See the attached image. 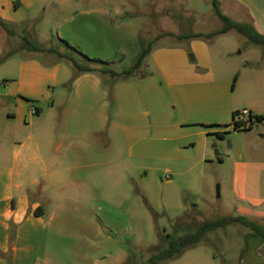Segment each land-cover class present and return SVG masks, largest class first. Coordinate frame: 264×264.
<instances>
[{
    "label": "rangeland",
    "instance_id": "1",
    "mask_svg": "<svg viewBox=\"0 0 264 264\" xmlns=\"http://www.w3.org/2000/svg\"><path fill=\"white\" fill-rule=\"evenodd\" d=\"M17 1L0 0L10 19L7 31L0 26V54L10 53L0 61V146L38 148L46 161L31 190L46 216L44 264H141L169 238L222 216L264 227V120L222 139L202 132L157 72L193 65L209 81L227 78L216 96L195 100L256 104L264 116V69L254 70L264 68V47L235 30L205 37L222 25L212 0ZM24 39L54 52L21 48ZM148 45L130 76L78 74L65 58L121 72ZM29 59L46 69L24 72ZM248 231L237 222L216 228L157 264H240L255 243Z\"/></svg>",
    "mask_w": 264,
    "mask_h": 264
},
{
    "label": "crops",
    "instance_id": "2",
    "mask_svg": "<svg viewBox=\"0 0 264 264\" xmlns=\"http://www.w3.org/2000/svg\"><path fill=\"white\" fill-rule=\"evenodd\" d=\"M222 1L228 11L232 13L231 15L236 17V21L249 22L258 32L264 33V0ZM16 2L19 3L17 0ZM0 8L3 10L4 7L0 6ZM0 17L7 21L10 20L2 14ZM191 48L190 57H197V51L193 47ZM182 54L184 55V53ZM21 68L24 69V72L27 69L30 71L46 69L32 59L22 62ZM262 69L264 68L260 66L254 68L256 71ZM157 72L161 78L164 77L168 80L167 85L172 90L181 91L179 95L184 98L181 105L184 107L182 111L186 112L185 121L187 123H200L202 121V124H196L205 129L202 132L210 130L214 134L222 130L232 129V113L238 110L237 107L229 105L222 107L223 104L217 106L208 100H201V98L195 100L197 95L199 97L204 95L216 96L217 92L222 89V85L227 82V78L209 81V77H205L207 72L199 74L193 65H188L185 68H174V72L168 71L160 65ZM197 90H201V92L199 93ZM23 104L22 101L16 104V112L13 118L19 120L24 117L25 107ZM257 106L255 104L243 108L248 109L253 114H260ZM205 109L211 111L204 114L198 112V110ZM225 113H231V121L223 124L220 121ZM21 146L11 150L0 146V264H8L7 258L10 248L12 264H44L48 237V230L44 221L46 216L40 200L32 194L31 190L38 184L36 171L45 173L46 161L38 148L28 155ZM36 164H39L38 169L34 168ZM255 164L257 165V163ZM37 207L40 209L38 214H35ZM248 239L255 240V243L242 254L243 260L240 264H264V238L252 234L249 236L248 234Z\"/></svg>",
    "mask_w": 264,
    "mask_h": 264
},
{
    "label": "trees",
    "instance_id": "3",
    "mask_svg": "<svg viewBox=\"0 0 264 264\" xmlns=\"http://www.w3.org/2000/svg\"><path fill=\"white\" fill-rule=\"evenodd\" d=\"M18 3L16 2L15 5ZM212 5L215 13L219 17L220 21L222 22V25L219 29H216L212 32H209L205 34V37H211L214 35H220L227 33L230 30H235L236 32L240 33L244 37H246L250 42L254 43L255 45H258L260 47H264V33L258 32L255 27L246 21H235L231 19L226 14H223L220 12L219 7L217 5L216 0H212ZM0 26L7 31V28H5V20L0 17ZM165 35H171V33H164ZM203 34L198 33L195 37H200ZM21 48L27 47L29 51H40V52H54L53 49H45V48H38L36 46H33L28 40L24 39L23 45L20 46ZM150 52V46L144 47L140 54L138 55L136 61L132 64V66L124 71L116 72L110 69H103V65H106L107 62H99L97 63L101 66H90V65H82L74 61L73 59L69 57H65L71 65L75 68L76 73H87V72H99L102 74H108L111 78L117 77V76H130L135 70H137L145 61L147 55ZM10 53H5L2 51L0 54V61L4 60L8 57ZM82 55V54H81ZM90 62L96 61L94 59L88 58L86 55H82ZM237 76L235 75L233 78V82L236 81ZM239 110H235L232 113V123L231 127L233 131H240V130H249L252 128L254 121L262 122L264 120L263 115L261 114H253L249 112V115L247 116V119L245 121H235L234 118L237 115ZM37 112V111H35ZM229 130H222L219 132H216V136L218 138L224 137V135ZM40 207H37L35 214H38V210ZM233 222L240 223L244 226L249 227L248 234L252 235H258L264 238V227L253 220L248 219L245 216L238 215V216H222L210 220H205L199 224H196L193 228V230L185 232L183 234H180L176 237L169 238L167 245L163 247L162 249L158 250L157 252L151 254L147 261L141 263V264H157L159 262L165 261L167 259H170L174 257L175 255L181 253L186 248L194 245L195 243L199 242L203 236L216 228L224 227L228 224H231ZM11 246V244H10ZM10 252L11 248L8 251V258L7 263L12 264L11 258H10Z\"/></svg>",
    "mask_w": 264,
    "mask_h": 264
},
{
    "label": "built area",
    "instance_id": "4",
    "mask_svg": "<svg viewBox=\"0 0 264 264\" xmlns=\"http://www.w3.org/2000/svg\"><path fill=\"white\" fill-rule=\"evenodd\" d=\"M249 112L250 111L246 108L239 110L234 120L238 122L245 121L247 119V116L249 115Z\"/></svg>",
    "mask_w": 264,
    "mask_h": 264
}]
</instances>
